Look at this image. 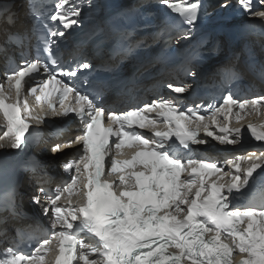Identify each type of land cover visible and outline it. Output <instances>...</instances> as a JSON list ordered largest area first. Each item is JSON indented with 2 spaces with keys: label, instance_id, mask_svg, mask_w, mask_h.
I'll list each match as a JSON object with an SVG mask.
<instances>
[{
  "label": "snow or ice",
  "instance_id": "6c2138e0",
  "mask_svg": "<svg viewBox=\"0 0 264 264\" xmlns=\"http://www.w3.org/2000/svg\"><path fill=\"white\" fill-rule=\"evenodd\" d=\"M6 2L12 7H5ZM160 2L190 29L202 7L200 0ZM15 3L0 0V55L13 63L6 45L25 49L34 36L39 40L34 25L18 27L21 11ZM23 3L25 17H43L36 0ZM238 3L245 12L252 11L251 0ZM254 15L264 18V11ZM81 16L82 8L74 0H56L49 19L70 29L81 23ZM64 35L63 30L49 29L44 41L49 55L43 59L22 55L0 80V115L5 121L0 140L7 139L12 149L22 147L25 133L32 129L29 121L45 122L46 114H33L30 98L41 112L46 106L59 116L75 113L83 124L82 134L67 145L81 146L79 159L62 165L70 180L54 193L40 184L31 197L36 204L46 197L42 212L50 216V229L42 236L29 235L37 245L30 254L15 246L6 248L0 264H264V203L249 202L243 208L230 204L256 170L264 168V151L227 159L229 171L192 151V145L207 142L201 132L221 144L238 143L244 129L229 127L230 121L239 122L249 113L261 115L264 96L236 99L229 93L222 104L208 105L207 117L199 114L200 105L184 109L174 98L163 97L127 111L106 109L97 104L99 93L90 97L74 83L57 78H75L80 70L91 68L81 61L64 69L52 58V46ZM41 73L47 78L37 79ZM187 74L195 76L191 70ZM166 86L176 94L188 90L187 85ZM138 129H151L152 134L146 137ZM247 131L264 142V121L249 122ZM125 148L131 150L130 158L118 159ZM60 150V144L53 146L54 152ZM49 253L54 262L46 259Z\"/></svg>",
  "mask_w": 264,
  "mask_h": 264
},
{
  "label": "bare ground",
  "instance_id": "6f19581e",
  "mask_svg": "<svg viewBox=\"0 0 264 264\" xmlns=\"http://www.w3.org/2000/svg\"><path fill=\"white\" fill-rule=\"evenodd\" d=\"M18 2H19V1L16 0V3H15V7H16L17 10L20 8V7L18 6ZM250 41L253 42V43H255V45H254V50H255V52H256L258 55H260L261 41L258 40V39H251ZM50 139H51V138H50ZM72 151H73V150H68L67 152H72ZM46 158L48 159L49 162H51L52 160L55 159V156H54L52 153H50V154H46Z\"/></svg>",
  "mask_w": 264,
  "mask_h": 264
}]
</instances>
